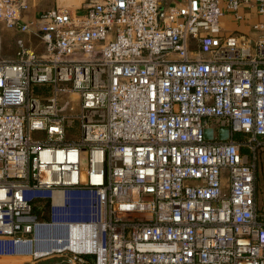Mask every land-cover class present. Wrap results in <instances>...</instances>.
<instances>
[{
  "label": "built area",
  "instance_id": "1",
  "mask_svg": "<svg viewBox=\"0 0 264 264\" xmlns=\"http://www.w3.org/2000/svg\"><path fill=\"white\" fill-rule=\"evenodd\" d=\"M27 8L0 0V25L42 49L0 56V257L50 223L95 242L39 258L61 264H264V0H88L22 22ZM241 8L258 20L222 31Z\"/></svg>",
  "mask_w": 264,
  "mask_h": 264
},
{
  "label": "crops",
  "instance_id": "2",
  "mask_svg": "<svg viewBox=\"0 0 264 264\" xmlns=\"http://www.w3.org/2000/svg\"><path fill=\"white\" fill-rule=\"evenodd\" d=\"M28 8L22 12L21 21L26 22L37 17L39 14L54 8H67L72 10L74 15L81 14L83 7L88 0H26ZM239 13L242 15V21L236 22L232 16L225 14L219 21L220 29L230 33H246L249 25L258 20L253 10L241 8ZM20 39L25 47L36 50L40 46L37 38L27 33H19L16 30L7 29L0 25V56L5 59H12L16 46V40ZM34 46V47H33ZM20 248H18V251ZM14 254H16L14 252ZM29 255V254H24ZM12 257V256H7ZM5 258V257H0Z\"/></svg>",
  "mask_w": 264,
  "mask_h": 264
},
{
  "label": "bare ground",
  "instance_id": "3",
  "mask_svg": "<svg viewBox=\"0 0 264 264\" xmlns=\"http://www.w3.org/2000/svg\"><path fill=\"white\" fill-rule=\"evenodd\" d=\"M89 230L90 229L85 226L70 225L68 238L66 241H64V246L59 245V243L61 242L60 238L56 239L57 241L56 246H52L53 240H51V237L53 234L51 232H56V231H53L52 229H44L42 227L36 226L34 229L35 238L32 242L31 252L26 253L29 254L27 256L22 253H18V254L37 259L53 253L62 252L64 250L87 252L90 249H93L95 245V242L93 240L89 242L91 240L90 238H88L90 234ZM46 237H50L49 240L50 248L48 252L42 249L44 247V243L42 242L46 240ZM34 244L37 246L36 250L33 249ZM15 256L18 257L17 254H15L14 257ZM22 256H19V258L20 259L23 258Z\"/></svg>",
  "mask_w": 264,
  "mask_h": 264
},
{
  "label": "rangeland",
  "instance_id": "4",
  "mask_svg": "<svg viewBox=\"0 0 264 264\" xmlns=\"http://www.w3.org/2000/svg\"><path fill=\"white\" fill-rule=\"evenodd\" d=\"M229 16H232L231 14H229ZM34 47V46H33ZM36 53H41L42 49L40 46L37 47V49L35 50ZM32 94L33 95H38V94H47V90L43 89L42 87H38L33 89L32 88ZM72 99H75V95L71 96ZM67 99V96L64 95V98H60V102H64V100ZM75 106V104H73ZM74 130V127L71 128ZM73 134H70V133ZM74 135V131H71L70 129L67 131V139L71 140V139H75V137H73ZM31 136L33 137L34 134H31ZM234 138L239 139L241 138V136L239 134L234 135ZM264 157V152L263 153H259L258 154V169H257V184H256V199H257V203L259 206L264 207V159L262 158ZM38 205H42V207L44 206L41 203H37L34 202L32 203V206L34 209H36V207ZM43 214V213H42ZM33 216L37 217L36 215H34V213L32 214ZM41 215V214H40ZM40 221H44L41 218H38ZM30 239H32V235L30 236ZM61 239V238H60ZM60 246H64V241L61 239V242L59 243ZM18 257H5V258H0V264H61L59 259H56L55 257H52L51 259H34V258H30V257H26V256H22L17 254ZM19 256H22L23 258H19ZM53 256V255H52Z\"/></svg>",
  "mask_w": 264,
  "mask_h": 264
},
{
  "label": "water",
  "instance_id": "5",
  "mask_svg": "<svg viewBox=\"0 0 264 264\" xmlns=\"http://www.w3.org/2000/svg\"><path fill=\"white\" fill-rule=\"evenodd\" d=\"M203 135H204V138L206 140H211L212 133H211L210 129L204 130ZM227 135H228L227 129H220L217 133V139L218 140H225L227 138ZM36 226L42 227L44 229H52L53 231H56V233H54L51 237V240H53L52 246H56V243H57L56 239L61 238L63 241H66L68 238V232H69V226L68 225L37 223L33 227L32 239L27 240V241L22 242V243H19L17 246L14 247V252L16 254H18V253L26 254V253L31 252L32 242L35 238L34 229ZM49 240H50V237H46V240L44 242H42V243H44V247L42 249L45 250L46 252H48L49 248H50ZM18 248H20L19 251H18ZM33 249L34 250L37 249V246L35 244H34Z\"/></svg>",
  "mask_w": 264,
  "mask_h": 264
},
{
  "label": "trees",
  "instance_id": "6",
  "mask_svg": "<svg viewBox=\"0 0 264 264\" xmlns=\"http://www.w3.org/2000/svg\"><path fill=\"white\" fill-rule=\"evenodd\" d=\"M43 89L47 90L46 88H43ZM36 95H37V94H36ZM33 213H34V215L37 216V217H36L37 219H38V218H41V219H43L45 222L48 221L47 204L44 205V208H43V210H42V212H41V213H43V214L40 215V211H38V210H34ZM51 233L54 234V233H56V232H51Z\"/></svg>",
  "mask_w": 264,
  "mask_h": 264
}]
</instances>
